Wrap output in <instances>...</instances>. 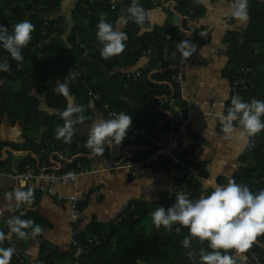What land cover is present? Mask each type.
<instances>
[{
    "label": "trees",
    "instance_id": "16d2710c",
    "mask_svg": "<svg viewBox=\"0 0 264 264\" xmlns=\"http://www.w3.org/2000/svg\"><path fill=\"white\" fill-rule=\"evenodd\" d=\"M161 1L171 15L176 16L177 26L169 24L163 30L147 31L148 24L146 30H142L129 20L120 27L128 36L124 52L104 59L100 55L103 45L95 35L96 26L101 17L115 25L122 16L111 8V0H79L72 13L70 31L63 27L65 20L56 16L63 0H0V25L11 32L15 24L27 19L35 26L32 40L23 49L25 61L17 67L16 62L9 59L11 73H0V125L4 119L11 127L21 124L23 140L0 142V170L9 169L17 154H24L20 169L26 165L48 172L79 171V166L91 169L98 156L86 147L88 133L75 131L70 143L56 138V128L64 123L62 113L67 100L56 93L55 88L70 71L76 74L75 79L66 82L74 103L85 109L83 124L90 125L100 113L103 119L119 112L132 116L125 139L119 146L107 144L102 156L110 160L113 167H118L128 160L148 155L153 144L144 141L145 134L160 140L173 117L172 111L158 102L178 97L180 88L173 79L178 70L173 65L180 61L179 43L195 39V36L188 37L186 18L192 22L200 19L203 9L193 0H160L157 4ZM143 2L144 9L153 6ZM126 4L128 2L124 1L123 5ZM247 14L248 25L243 34L233 31L227 36L230 60L226 75L232 94L250 102L264 100V2L248 0ZM168 40L171 45H178L175 49L171 46L169 61L164 60L163 55ZM6 55L0 48V58ZM143 58L148 59L143 72L139 76H128V70L135 68ZM145 114L149 115L145 117ZM33 134L36 135L32 137ZM258 139L264 142V131L251 138L252 142ZM263 147L252 152L250 164L236 180L253 192L264 189ZM193 166L199 177L206 176L199 164ZM186 180L184 192L191 199L203 195L198 180L189 177ZM175 196L161 201L159 206L171 207ZM85 203L84 199L78 204L79 208L83 209ZM155 208L138 204L127 210L117 224L93 221L84 230L74 233V242L83 250L81 254L71 253L64 259L56 248L46 244L40 248L35 264H199V251H210L207 242L193 239L191 249H185L182 240L188 235L186 228L176 233L178 225L171 231L154 224L148 227L145 222L152 219ZM17 217L27 220V216ZM42 226L48 224L42 222ZM9 228L7 223L1 227L2 248L9 247L6 240ZM26 231L31 236V230ZM26 238L13 234L18 254L13 252L10 264H27L22 252ZM263 243L264 236L258 237L246 253L234 254L236 264H264V249L260 248ZM193 249L196 254L189 257L188 252Z\"/></svg>",
    "mask_w": 264,
    "mask_h": 264
},
{
    "label": "crops",
    "instance_id": "0c3cea01",
    "mask_svg": "<svg viewBox=\"0 0 264 264\" xmlns=\"http://www.w3.org/2000/svg\"><path fill=\"white\" fill-rule=\"evenodd\" d=\"M222 1L197 0L195 2L203 7L201 18L194 20L195 27L197 29L211 28V33L208 40L187 62L183 82L178 85L180 88L178 97L170 98L174 99L175 103L164 105L172 111L173 115L177 109L184 108L187 104L192 107L190 127L179 131V148L176 156L190 164H199L205 171V177H199L198 171L196 177H189L198 180L203 195L212 191L211 187L205 185L207 180H212L217 185H226L229 180L236 181L240 178L242 170L251 162L252 152L264 145L260 139L254 142L250 140L247 145L235 139L227 140L222 131V121L218 113L226 114L233 98L231 85L226 75L230 60L229 44L226 40L230 32L243 34L244 28L248 25V19L238 20L227 3ZM78 2L79 0H63L57 16L65 20V25L73 26L72 13ZM146 10L152 12V17L147 22V31L163 30L169 24L173 26L178 24L176 16L171 15L162 1L148 6ZM225 14L232 15L230 23L223 19ZM171 43L169 40L166 43L163 54L165 60L171 55ZM147 60L141 59L135 68L128 71L132 73L138 70L142 73ZM148 115L145 114V117ZM100 118H103L101 113L95 120ZM80 125L76 126V131L83 133L78 131ZM157 140L150 134H145L146 143L152 145ZM3 141L22 142L21 124L11 127L4 119L0 125V142ZM22 159L24 154H17L12 158L9 169L0 170V211L2 212L0 230L3 224H10L9 221L16 216H27V220L48 224V226H42L41 222L39 225L42 231L34 235L31 233V236L26 238L22 252L27 264L36 263L40 248L46 244L56 248L64 259L71 253L76 254L74 233L84 230L91 222L117 224L124 213L136 205L141 204L153 209L158 207L161 201L176 195L178 184L187 186L186 179L184 181L176 179L177 168L162 172L149 166L141 171H132L121 166L113 167L106 157L98 156L92 162L87 174L80 177L74 185L57 184L52 187L58 195L76 196L82 201L86 200L83 209H80L78 224H73L70 204L58 203L56 198L41 190V187H48L46 181L36 179L27 182L9 176L10 173L20 169ZM108 165H111V168ZM29 189L32 190L31 203L7 199L8 192ZM12 248L15 252L14 241ZM260 248L264 249V243Z\"/></svg>",
    "mask_w": 264,
    "mask_h": 264
},
{
    "label": "clouds",
    "instance_id": "9594fccd",
    "mask_svg": "<svg viewBox=\"0 0 264 264\" xmlns=\"http://www.w3.org/2000/svg\"><path fill=\"white\" fill-rule=\"evenodd\" d=\"M247 8L248 0H237L232 11L238 20L246 21ZM151 17L152 12L139 3L128 7L126 15L120 16L115 25L101 17L95 33L96 39L103 45L101 57L109 59L124 52L128 36L119 26L126 25L131 20L142 30H146L145 26ZM34 30V24L27 19L15 24L11 32L8 27L0 25V48L7 53L0 58V73H11L9 59L15 61L17 67L25 61L23 49L32 40ZM179 45L185 57L192 55L186 50L192 47L188 41H181ZM75 76L70 71L68 77L55 88V92L67 100L62 113L64 123L55 130L56 138L62 139L64 143L71 142L76 125L83 124L86 119L84 107L74 103L69 83L66 82L74 80ZM230 103L226 114L218 113L224 137L247 145L251 138L264 131V100L245 102L239 97H233ZM131 125L132 116L125 112L114 113L113 118L95 120L88 126L86 147L97 156H102L107 144L119 146L122 143ZM205 185L212 188L207 195L194 200L187 192L180 191L171 207H156L151 213L152 222L156 227L163 226L170 231L174 225H178L175 228L177 232L181 231L179 226L186 228L188 235L182 240L185 249H191L193 239L207 242L210 251H199V264H236L234 254L246 253L258 237L264 236V189L253 192L235 180H229L226 185H217L214 181L207 180ZM6 196L10 201L31 203L32 190L8 192ZM9 223L11 230L21 239L29 235L26 229H30L33 235L42 231L39 224L19 217ZM2 239L4 234L0 233V240ZM13 252L12 247H0V264H10ZM195 254L194 249L188 252L189 257Z\"/></svg>",
    "mask_w": 264,
    "mask_h": 264
},
{
    "label": "built area",
    "instance_id": "2783aa9c",
    "mask_svg": "<svg viewBox=\"0 0 264 264\" xmlns=\"http://www.w3.org/2000/svg\"><path fill=\"white\" fill-rule=\"evenodd\" d=\"M144 0H132L128 2L125 6L123 5L124 1L119 0H111V8L116 9L120 12L121 15H126V10L128 7L135 3H139L143 7ZM151 5H156L160 0H145ZM264 2V0H262ZM197 2V0H195ZM222 2H226L227 5L233 10L236 7L237 0H229ZM223 19L230 23L232 20L231 14H225L223 16ZM187 20V26L189 30L190 36H195V39H192L189 43L192 45L191 48L186 49L190 51L193 54H195L202 46L203 44L208 40L211 28H199L195 27V21H191L190 19L186 18ZM178 48V45L172 44V49ZM150 52V51H149ZM148 52V53H149ZM191 55V56H192ZM190 56V57H191ZM189 59V57H185L181 51L180 53V61L176 65L174 64V69H177L178 71L173 76V79L177 81L178 85H181L183 82L184 73L186 71V62ZM165 60V59H164ZM169 61V59H167ZM136 75L139 76L140 72L138 70L128 73L127 75ZM236 84V83H235ZM235 90V89H234ZM233 97H237L236 93H233ZM179 102H182L179 100ZM159 105H171L174 104V99H161L159 100ZM110 117L113 118V114H110ZM191 118H192V107L187 104L184 108H179L176 110L175 115H173L172 119L168 122L167 129L163 132L162 137L160 140H157L153 143L152 149L149 151L148 155L145 157H141L138 160H128L124 164L121 165V167H125L132 171H141L146 167L152 166L156 171H162L167 172L170 169L177 168V174L176 179L180 181H184L187 177H196L197 176V170L196 168L191 165L190 163L178 158L176 156V152L179 148V131L182 129H188L191 125ZM111 168V165H108ZM79 171H63V172H57L52 171L48 172L45 171V169H41L40 171L35 170L31 165H26L23 167V169H17L15 172L10 173L9 176L14 179L18 180H24V181H31L36 179H41L43 181H46L48 183V187L44 188L41 187V190L44 192H48L52 197L57 199L58 203L67 202L71 206L72 214V223L78 224V219L80 218L81 211L79 208V203L82 201L80 198L76 196H61L56 193V191L52 188L54 185H74L77 180L82 177L83 175L87 174L89 170L83 169L80 167ZM1 172V171H0ZM186 187L182 184L177 185V193L180 191H185ZM2 215V212L0 211V216ZM181 229L183 228L182 226ZM176 233H180L176 231ZM13 234L14 232L11 230V227L9 228V231L6 235V240L8 244L12 247L13 245ZM91 242V241H90ZM76 246L77 254L82 253V248L80 246H77V244H74ZM15 253L18 254V251H15ZM196 264V263H194Z\"/></svg>",
    "mask_w": 264,
    "mask_h": 264
},
{
    "label": "rangeland",
    "instance_id": "374dc122",
    "mask_svg": "<svg viewBox=\"0 0 264 264\" xmlns=\"http://www.w3.org/2000/svg\"><path fill=\"white\" fill-rule=\"evenodd\" d=\"M57 16V15H56ZM67 31H70V29L72 28V25H64L63 26ZM168 58V57H167ZM101 119V118H100ZM98 120V119H97ZM89 125H86V124H81L80 125V127L78 128L79 130V132H83L84 134L85 133H88V131H89V127H88ZM36 134H33L32 135V137H34ZM39 135V134H38ZM252 160V159H251ZM145 224L148 226V227H150V226H154L153 225V222H152V219L151 220H149V221H147V222H145Z\"/></svg>",
    "mask_w": 264,
    "mask_h": 264
}]
</instances>
